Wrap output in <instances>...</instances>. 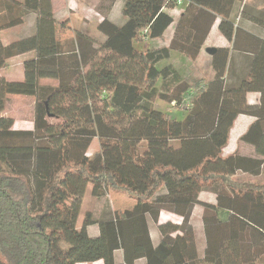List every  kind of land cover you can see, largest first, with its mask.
Returning a JSON list of instances; mask_svg holds the SVG:
<instances>
[{
	"label": "trees",
	"instance_id": "1",
	"mask_svg": "<svg viewBox=\"0 0 264 264\" xmlns=\"http://www.w3.org/2000/svg\"><path fill=\"white\" fill-rule=\"evenodd\" d=\"M231 2L123 0L124 23L103 17L96 26L102 39L75 32L60 40L51 0H0V264H264V181L234 180L238 173L258 177L264 166V40L250 37L257 46L245 51L252 54L246 75L232 83L240 46ZM175 7L184 11L169 44L145 47L173 24L166 11ZM30 15L33 34L3 39ZM217 15L233 45L212 54L209 78L189 71L188 80L161 66L172 53L198 59ZM18 57L22 80H7L3 73ZM42 79L57 86H40ZM250 93L259 94L258 105L247 103ZM11 95L33 98L31 130L13 129L2 114ZM157 102L184 112L176 118ZM240 115L254 119L239 140L255 158L223 155ZM88 186L92 197L111 190L134 204L106 208L97 219L85 215L78 230ZM202 192L214 203L201 202ZM196 206L203 210L202 254L192 226ZM162 213L180 221L161 222Z\"/></svg>",
	"mask_w": 264,
	"mask_h": 264
},
{
	"label": "crops",
	"instance_id": "2",
	"mask_svg": "<svg viewBox=\"0 0 264 264\" xmlns=\"http://www.w3.org/2000/svg\"><path fill=\"white\" fill-rule=\"evenodd\" d=\"M104 1L105 0H62L59 3L58 0H51L52 12L57 22L56 23L57 34H58L57 36L59 37V35H61L63 37H74L75 32H80L90 37H104L101 34H99L97 31H95L97 24L101 21V20L98 21V18L103 19V17H107L115 25H118V26L122 25L124 23V18L121 15V8H122L123 0H116L113 6L110 7V9H106L105 6L103 7ZM102 7L104 9H102ZM231 8L234 11V13H231L232 14L231 16L236 15V18L234 20L235 31L232 37H238L237 44L238 46H240L238 50L233 51L235 72L232 71L234 78L230 79L232 83L236 84L238 81H240V79L243 76L246 75L247 63L249 62V60L251 61L252 59V54H250L249 52H245V51L249 49H254L255 46H257L256 42L254 43L253 41V39H255L256 37L264 40V0H240V1L236 0L235 3L231 2ZM243 8L246 9V13H242ZM99 9L100 11H98ZM91 11H97V12L93 13ZM183 11L184 9L182 7H175L174 9H170L166 11L173 18L174 22L166 30L165 34L162 37H170L169 38V41H170L173 35V27L175 23L177 22V20L179 19V17L181 16V14L183 13ZM72 19H77L76 21H74L75 24L73 23ZM87 20L89 22L90 21L97 22V24H93L95 25V29L93 31L91 30L84 31V25ZM219 20H220V16L217 15V19L213 23L207 35L205 44L200 52V57L205 55L207 57L208 63L210 64H211L210 57L212 55L210 56L206 55V51L208 49L216 50L218 48H228L229 50H231L232 45H233V41H230V42L226 41L223 38V36L220 34L218 30ZM73 25H75V27ZM34 31H35L34 17L30 15L26 18L25 22L20 27L7 30L3 32L1 36L2 37H15V38L26 37V36L33 34ZM250 37H255V38L250 39ZM155 41H153V43ZM16 59L20 61L19 64L21 65V61H23L24 57H18L9 62L15 61ZM209 68L211 72V65H209ZM186 73H189V71H187ZM209 74H210L209 76H206V77L203 76L202 78H209L211 76V73ZM200 77L201 76L197 77L196 79H200ZM43 81H48V80L47 79L40 80L39 85H40V82H43ZM246 100L249 105H253V106L258 105L259 94L250 93L246 96ZM253 122H254V119L252 117L244 116V115L238 116L236 120L234 121L233 127L231 128L229 132V136L231 135L234 138H240L247 131V129ZM245 146L250 148V150L253 151L254 153V150L251 146H248V145H245ZM237 154L242 155V156L253 157V158L257 157L255 153L253 155H246V154H240V153H237ZM228 155H231V154H228ZM263 173H264V166H262L260 176L251 177V178H259L261 177ZM240 175L247 176L244 174H240ZM203 193H208V192L200 193L199 200L201 202L214 203L215 197L213 194L210 193L212 195L211 197H209L211 198L210 200H203L202 199ZM202 211L200 212V215H199V223L195 225L196 227H193L195 238H196L197 250L200 254H202L203 249H204V244H205L203 227L200 221ZM151 238L156 242L157 234L151 235Z\"/></svg>",
	"mask_w": 264,
	"mask_h": 264
},
{
	"label": "rangeland",
	"instance_id": "3",
	"mask_svg": "<svg viewBox=\"0 0 264 264\" xmlns=\"http://www.w3.org/2000/svg\"><path fill=\"white\" fill-rule=\"evenodd\" d=\"M62 0H58V2L60 3ZM104 4V3H103ZM104 7V5H103ZM102 7V9H104ZM97 9V8H96ZM100 11V9L98 10ZM93 13H96L97 11H91ZM91 19V18H89ZM77 19H72L73 23L75 24L74 21H76ZM102 19L98 18V21H100ZM93 24H97V22L95 21H86L85 25H84V31H88L91 30L93 31L95 29V25ZM75 27V25H73ZM96 31V29H95ZM15 37H3V39L5 41H10V39H14ZM60 40L62 39H66L68 37H63L61 35H59L58 37ZM95 39H102V37H93ZM169 38L170 37H161L160 39H158L157 41L153 42H149V45L145 46V47H149V46H167L169 44ZM212 45V44H211ZM137 47H141L143 48V42H141L140 44L137 45ZM207 56H210L208 53H206ZM19 60L16 59L15 61H12L9 63V67L7 68L6 72L3 73V76L7 78V80L10 81H21L22 80V71L20 68V64H19ZM167 64H171L173 65L175 68H177V70L179 72L182 73V75H184L187 71H190L191 73V77L193 79L201 76L200 78H202L203 76H209L211 73L210 72V68L209 65H211L210 63H208L207 57L201 56L198 57V59H196L193 62H188L186 59H184L183 57H181L179 54L177 53H172L171 54V58L169 61L167 62H163L161 64L162 65H167ZM188 69V70H187ZM185 76L187 77V79L192 80V78L189 76L188 73L185 74ZM40 85L42 86H46V87H55L57 85L56 81L53 80H48V81H43L40 82ZM156 108L158 110L164 111V112H170L173 116H177L176 118L180 117V113L184 112L181 110H176L174 108H171V106L162 103V102H157L156 104ZM33 109H34V100L33 98L29 97V96H15V95H11V96H7L6 97V101L4 104V110L2 112V114L6 117H10L13 121H14V125H13V129L15 130H31L32 129V121H33ZM49 123H54V120H49ZM240 138H234L233 136H229L228 139V143L226 145V147L224 148L223 151V155H228V154H246V155H253V151L250 150V148H248L247 146H245V144L243 145L242 142H240L239 140ZM61 139L60 138H56V139H51L50 143L53 146H57L60 143ZM93 146L96 147V144H94ZM234 180L237 181H245V180H249L251 182L260 184L263 180H264V173L261 175V177L259 178H251L248 176H243L238 174L236 177H234ZM212 195L210 193H203L202 195V199L203 200H210ZM133 201L131 199H129L128 197H126L125 195H123L120 192H114V191H106L105 195L101 196V197H92L91 192H90V186L87 187L86 189V193L84 195L83 201H82V206H81V210H80V214L77 220V229L79 230L84 216L85 215H90L92 217V219H97L101 216L102 211L105 210L106 208H110L111 210L115 211V210H129L130 208H132L133 206ZM202 211V207L201 206H197L194 209V213L192 216V226L196 227L195 225L197 223H199V215L200 212ZM159 220L161 222H165L166 220H171L173 222H179V218L174 216V215H170L168 213H162L160 215ZM87 231L89 233V235H95L97 233V229L96 226H90L87 228ZM157 234V232L155 231V228L152 227L151 228V235ZM101 261L92 263V264H101L99 263Z\"/></svg>",
	"mask_w": 264,
	"mask_h": 264
},
{
	"label": "water",
	"instance_id": "4",
	"mask_svg": "<svg viewBox=\"0 0 264 264\" xmlns=\"http://www.w3.org/2000/svg\"><path fill=\"white\" fill-rule=\"evenodd\" d=\"M214 52H215V49H208V50L206 51V53H208L209 55L214 54Z\"/></svg>",
	"mask_w": 264,
	"mask_h": 264
},
{
	"label": "built area",
	"instance_id": "5",
	"mask_svg": "<svg viewBox=\"0 0 264 264\" xmlns=\"http://www.w3.org/2000/svg\"><path fill=\"white\" fill-rule=\"evenodd\" d=\"M179 3V2H178Z\"/></svg>",
	"mask_w": 264,
	"mask_h": 264
}]
</instances>
